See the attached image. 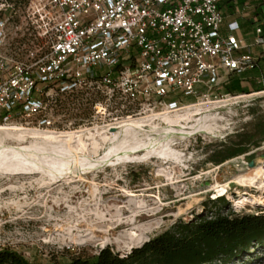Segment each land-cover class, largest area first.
Listing matches in <instances>:
<instances>
[{
  "label": "built area",
  "instance_id": "2783aa9c",
  "mask_svg": "<svg viewBox=\"0 0 264 264\" xmlns=\"http://www.w3.org/2000/svg\"><path fill=\"white\" fill-rule=\"evenodd\" d=\"M28 1V31L46 49L25 58L7 52L18 4L0 0V126L61 131L53 106L90 89L103 97L100 116L123 102L115 122L181 111L193 105L186 99L240 100L219 90L232 76L256 73L264 58V21L252 17L242 34L238 21L226 22L222 0ZM255 94L243 96L264 91Z\"/></svg>",
  "mask_w": 264,
  "mask_h": 264
},
{
  "label": "rangeland",
  "instance_id": "374dc122",
  "mask_svg": "<svg viewBox=\"0 0 264 264\" xmlns=\"http://www.w3.org/2000/svg\"><path fill=\"white\" fill-rule=\"evenodd\" d=\"M13 1L18 5L14 22L12 20L9 26L7 52L15 57L25 58L29 50L45 51V40L36 38L28 31L29 27L24 19L25 7L29 1ZM255 93L259 92L251 94ZM188 100L190 99L185 101ZM226 100L231 98L217 101ZM101 102L103 97L95 89L60 97L57 105L53 106V112L61 131L28 128L17 124L13 126L63 133L114 124L120 115L118 110L123 109V102L118 100L105 116H100L96 106L102 111ZM192 102L193 105L187 107L197 105L196 101ZM253 107L263 111L264 96H254L252 100L233 101L230 108L225 109L230 112L231 118L223 123L222 131L210 129L196 135L198 137L193 136L189 141L174 146L176 151H183L195 157L194 161L182 165L183 171L179 176L181 183L176 187L169 182L175 175L172 169L174 165L164 157L146 163L120 164L115 161L113 162L115 165L108 167L105 172L96 176L86 175L83 181L76 179V183L66 182L64 179L52 183L42 174L12 177L0 174V249H14L35 264H67L74 258L97 256L105 248L126 257L134 249L121 251L114 244L106 247L95 244L84 246L65 244L59 240L56 232L59 230L56 226H64L70 217L71 208L81 213L84 209L90 208L87 203L91 202V207L95 209L94 205L99 201L102 210L115 213L116 208L125 206L129 201L125 191L144 198L148 195L153 196L146 200L151 207H156L157 200L154 198L157 197L166 204L155 217L147 215L138 221L139 223L158 219L162 221L161 228L151 235L150 240L180 222H200L218 216L264 215V204L255 201V198L264 199V190L254 187L248 180L253 171L264 170V142L259 148L252 147L247 154L221 165L210 161V156L215 150L237 141L239 134L251 129L254 117L250 109ZM118 121L121 120L116 122ZM203 122L204 118L198 117L195 123ZM10 144L15 146L13 143ZM28 147L29 143L22 146ZM101 153L103 155L104 151ZM241 179H246V182H242ZM217 185H228L223 195L216 193L214 188ZM222 197L225 201H218ZM242 197L244 204L237 207L236 201ZM215 200L217 203H214ZM228 264H264V245L254 246Z\"/></svg>",
  "mask_w": 264,
  "mask_h": 264
},
{
  "label": "bare ground",
  "instance_id": "6f19581e",
  "mask_svg": "<svg viewBox=\"0 0 264 264\" xmlns=\"http://www.w3.org/2000/svg\"><path fill=\"white\" fill-rule=\"evenodd\" d=\"M233 101L238 100L211 101L177 112H153L78 132L57 133L13 125L0 126V174L11 177L42 174L52 183L60 179L76 183V179L83 181L86 175L96 176L105 172L115 165V161L120 164L146 163L164 157L174 165L175 175L169 182L176 187L181 183L182 165L194 161L195 157L176 151L174 146L210 129L222 131L223 123L231 118L230 112L225 109L230 108ZM198 117L204 118L202 124L195 123ZM25 143H29L28 148H22ZM241 180L246 182V179ZM248 180L254 187L264 190V170L253 171ZM227 188L228 185H217L214 189L223 195ZM125 195L129 201L126 199V205L116 208L115 213L102 210L99 201H96L95 209L91 207V202H86L90 208L81 213L71 208V215L64 226H56L59 228L56 231L59 240L75 246L95 244L106 247L114 244L121 251L142 247L161 228L162 221L139 223V219L147 215L155 217L166 204L157 197L154 198L157 200L156 207H151L146 200L153 196L144 198L128 191ZM243 199L236 201L237 207L244 204ZM255 201L264 204V199L255 198ZM124 228L127 229L122 230Z\"/></svg>",
  "mask_w": 264,
  "mask_h": 264
},
{
  "label": "trees",
  "instance_id": "16d2710c",
  "mask_svg": "<svg viewBox=\"0 0 264 264\" xmlns=\"http://www.w3.org/2000/svg\"><path fill=\"white\" fill-rule=\"evenodd\" d=\"M233 1L235 0H228L227 4ZM237 1L238 4L245 5L247 0ZM251 6L253 17L264 20V0H251ZM260 65L261 68L253 75L232 76L219 90L220 95L237 97L264 91V84L254 79L260 72L264 78V58ZM192 101L188 100L193 104ZM250 113L254 117L251 129L239 134L237 141L215 150L210 156L211 162L221 165L247 154L252 147L259 148L264 142V111L253 107ZM218 201L224 202L225 199L222 197ZM256 245H264V215L218 216L200 222L177 223L142 247L134 249L126 257L105 248L97 256L74 258L67 264H228ZM0 264L35 263L14 249L3 248L0 249Z\"/></svg>",
  "mask_w": 264,
  "mask_h": 264
},
{
  "label": "crops",
  "instance_id": "0c3cea01",
  "mask_svg": "<svg viewBox=\"0 0 264 264\" xmlns=\"http://www.w3.org/2000/svg\"><path fill=\"white\" fill-rule=\"evenodd\" d=\"M227 1L228 0H222L221 2V8L226 15V22H231L235 20L238 21L242 25V34H246L248 31L251 30L250 20L253 17V7L251 6V0H247L245 5L238 4L237 0L229 4H227ZM229 6H232V8H229ZM262 11L264 13V6L262 7ZM259 75L263 76V73L260 72Z\"/></svg>",
  "mask_w": 264,
  "mask_h": 264
}]
</instances>
